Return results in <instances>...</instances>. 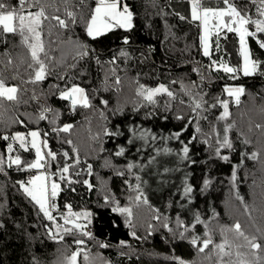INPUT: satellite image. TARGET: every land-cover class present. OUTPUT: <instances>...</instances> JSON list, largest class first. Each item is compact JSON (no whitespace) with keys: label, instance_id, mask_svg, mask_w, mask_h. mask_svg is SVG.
<instances>
[{"label":"trees","instance_id":"1","mask_svg":"<svg viewBox=\"0 0 264 264\" xmlns=\"http://www.w3.org/2000/svg\"><path fill=\"white\" fill-rule=\"evenodd\" d=\"M126 2L134 12L135 27L130 32L117 29L96 40L85 35L83 24L65 32L54 20L45 21L43 38L51 49L49 55L55 57L56 62L48 78L37 84L25 83L30 74L27 70L30 55L21 38L8 34L7 43L0 42V75L6 84L18 85L21 89L18 94L21 103L3 101L0 134L11 136L16 132L39 130L42 137L45 132L49 133L48 146L57 153L73 145L79 149L81 164L77 168L84 169L85 164H89L92 175L82 170L78 177L73 176L81 183L71 185L75 192L68 190L59 194V212L53 214L62 224L59 213H66V204H71L73 212L91 213L88 220L81 218L79 222L87 225L85 230L93 237L61 233L62 241L50 239L45 225L53 228L54 225L37 211L38 206L18 184L36 173L16 171L15 166L6 168L0 173V224L3 225L0 227V264H62L64 257L78 249L105 264H177L176 258L183 259L186 264H218L213 245L199 252L190 239L210 232L214 244L223 242L227 236L235 249L236 245H245L243 238L234 232L222 233L221 229L231 228L237 222L245 235L256 236L264 243V127H257L264 126V75L261 74L264 72V49L250 41L253 58L260 66L253 75L245 76L240 70L232 79L233 74L209 66L212 60H223L240 69L238 37L227 33V39H220L217 52L214 36L212 54L204 56L200 27L191 22L190 0ZM46 3L49 14L63 18L64 5L60 0H46ZM86 3L94 6V0H86ZM212 4L215 5V0ZM56 7L61 9L59 13L54 12ZM181 16L187 19L181 20ZM125 36L129 38L127 44L123 42ZM77 38L93 49L90 56L74 60L76 50L68 41ZM121 51L127 55L122 56ZM9 55L12 64L8 63ZM113 60L115 63H111ZM73 64L75 66L70 69L69 65ZM62 76L65 79H61ZM116 77L120 78L118 85L114 83ZM57 84L60 90L72 84L85 87L93 107L77 106L72 111L70 102L59 98ZM161 84L174 94V98L162 93L154 97L155 103H149L137 94L139 85L156 88ZM226 86L244 88L239 105L223 91ZM30 93L38 97L40 103L32 99ZM193 96L197 99L203 96L207 101L206 111H193ZM218 98L229 102L227 120L219 119L223 108L217 103ZM101 99L108 101L107 107L100 103ZM213 104L216 107H210ZM44 106L54 112L47 113L48 119L38 120L37 115ZM205 116L207 119L203 118ZM15 118L23 120L26 127L12 123ZM53 120L55 123H51ZM64 124L73 125L70 133L52 131ZM228 124L233 125L228 133L233 149L221 150V155L229 157V161H224L215 154L213 129L222 130ZM115 127L124 134L104 135L105 128ZM133 129L137 133L147 130L149 138L128 144L127 140L133 138ZM177 132L181 135L174 139ZM65 138L71 139L73 145L63 143ZM6 143L0 140V150ZM185 144L189 147L187 158L182 153ZM119 146H124L126 152L115 156ZM16 147L22 159L35 158L34 150L25 152ZM253 152L258 154V159L250 158ZM160 155H169L171 164L166 163L158 176H154V170L149 171L151 186L143 188L142 176L147 172L143 167L128 171L127 165L149 163L153 167L155 158ZM49 171L57 172L58 169L53 166ZM119 172L124 175H118ZM162 172H171V175L162 179ZM136 176L141 179L137 181ZM85 179L93 185L91 189L82 183ZM205 180L210 181L207 187ZM137 183L148 201L138 207L133 199L137 195L134 191ZM187 185L193 189L189 197L183 194ZM61 187L68 188V185L62 183ZM106 195L118 200L121 207H132L131 224L124 215L111 211L114 205L105 202ZM195 213L208 227L196 224L195 230L189 228L188 239H173L172 233L163 227L167 217L169 227L176 231L177 217L187 225L193 221ZM158 214L159 221L154 219ZM77 239L85 243L77 245L74 242ZM121 241L125 245H121ZM101 244L109 246L101 247ZM239 251L250 256L246 246ZM260 254L264 256V251ZM79 260H83V254Z\"/></svg>","mask_w":264,"mask_h":264},{"label":"snow or ice","instance_id":"2","mask_svg":"<svg viewBox=\"0 0 264 264\" xmlns=\"http://www.w3.org/2000/svg\"><path fill=\"white\" fill-rule=\"evenodd\" d=\"M60 3L64 5V16L56 14H49L47 11L46 0H0V42L7 43V35L19 36L21 43L28 49L30 55V62L27 63V70H30L29 79L25 83L37 84L43 82L48 78L52 71V65L56 62L55 57L49 55L51 51L50 47L46 45L44 40V23L45 21L54 20L56 25L65 32H71L78 24L84 25V32L88 38L96 40L109 32L117 29L131 31L134 27V12L132 11L126 0H94V6L86 3V0H60ZM254 8V11H253ZM87 10V15H85ZM61 9L56 7L54 12L59 13ZM190 18L191 22L197 24L202 28V35L200 41L202 44L203 55L210 57V38L215 36V51H220V39H227V33H234L238 37L239 55L243 58L242 72L245 76L253 75L256 73L257 68L260 66L259 62L253 58V50L250 48V41H254L257 46L264 49V0H246L241 3L240 0H215L213 6L212 0H190ZM181 20L187 19L181 16ZM224 34L223 37L221 34ZM51 33H49V37ZM125 44L129 43V38L125 36L123 38ZM54 43V41H50ZM68 43H71L76 50V56L74 60L84 59L92 53L93 49L87 45L84 41L69 39ZM122 56H126L127 53L121 51ZM8 63L12 64L11 56L9 55ZM97 63L99 59L97 58ZM111 63H115L113 60ZM75 65H69L71 69ZM215 66L217 70L222 69L225 73L233 74L232 79H235V73L241 69L228 66L223 60L219 62L212 60L209 67ZM114 71V70H113ZM197 71H199L197 69ZM264 75V72L261 73ZM15 78V77H13ZM65 79V77H60ZM115 84L120 83V78L116 77ZM59 92V98L61 100L69 101L72 111H75L77 106L83 108L93 107L88 91L85 87L79 84H72L71 86H65L63 90H60V85H55ZM21 89L18 85L9 86L6 84L5 79L0 75V108H3V101L12 102L13 104L21 103V98L18 95ZM27 92V89H24ZM223 91L228 97L233 98L234 103L239 105L240 97L244 93L242 86L228 87L226 86ZM167 94L169 97L174 98V94L163 84L156 88H146L144 85H139L138 95L144 97L149 103H155L154 97L158 94ZM190 96L192 93H188ZM32 99H36L40 103L39 98L34 94H29ZM101 104L105 107L108 105L107 100L101 99ZM217 103L223 108V113L220 115V120H227L230 116L229 102L225 99H217ZM207 101L200 96L197 99L193 96V111L203 110L206 111L205 105ZM210 107H216V104ZM54 112L53 109L44 106L41 108L37 115L38 120L48 119L47 113ZM58 115V114H57ZM103 115V113H101ZM183 119V117H177ZM207 119V116L203 117ZM12 123L25 126L23 120L15 118ZM55 123V120L51 121ZM258 128L264 127L257 125ZM73 128L72 124H64L62 127L53 128L52 131L59 133H70ZM233 125L228 124L223 127L222 130L213 129V135L216 140L215 154L224 161H229L227 155H221L222 149H233V143L229 138L228 133L232 130ZM183 131V130H182ZM196 131L199 132L200 128L197 126ZM122 133L118 127L114 129H104V135L108 137L121 136ZM49 133L45 132L43 137L39 130H30L27 133L16 132L15 134L8 136L0 134V140L7 142L3 150H0V173H4L5 169H11L15 166L16 171L26 172L34 171L36 174L32 175L26 181H18L20 188L27 197L37 207V211L43 214V217L47 221L51 222L53 227L45 225L49 238L52 240H63V234H79L81 236H87L93 238L91 233L86 231L87 225L80 223V219L84 218L88 220L91 213L88 212H73L71 204H66V213H59V219L63 223L58 222L57 215L54 212H59V205L57 203V197L62 191L75 192L76 189L71 187L74 183H81L79 180H74L72 177H78L82 170H86L88 175H92V167L89 164H85L84 169L77 168V165L81 164L79 149L73 145L71 139L65 138L63 143L73 145V148L57 153L48 146ZM99 134H97L98 137ZM132 139H128L127 143L134 145L135 140H147L149 133L147 130L136 132L135 129L131 130ZM181 132H177L173 135L174 139H179ZM155 139L154 136L151 137ZM207 143V141H205ZM247 143V141H245ZM25 152L34 150L35 158L31 161L22 159L21 155L17 151V147ZM139 151V149H137ZM165 152L170 149H164ZM126 152L124 146H119L118 150L114 153L115 156H122ZM183 157L187 158L189 153V147L185 144L182 148ZM247 155V153H245ZM60 157V159H58ZM251 159H258V154L253 152L250 156ZM61 160L63 163H61ZM55 166L58 171L50 172L49 169ZM143 165H137L135 163H129L127 170L131 171L134 168H141ZM238 167V166H237ZM118 175H124V172L117 173ZM235 171L233 172V179L235 180ZM58 178V179H57ZM141 178L136 176V180ZM67 184L68 188H62L61 184ZM87 185L89 189L93 185L89 180L82 181ZM125 183H128L126 180ZM205 186L210 181L205 180ZM129 187H132L129 184ZM134 191L137 195L133 198L137 207L140 203L147 204V198L144 197L141 191L140 184L137 183L134 186ZM193 191L190 185H187L183 189L185 197H189ZM242 199V198H241ZM106 203L114 205L111 211L118 212L126 217L127 223L131 224V217L133 216V209L131 206L121 207L120 202L115 199H110L109 195L104 197ZM247 208V205H245ZM157 212L159 210H156ZM154 219L159 221L160 215L154 216ZM163 222V227L167 228L169 233H172L173 239L185 240L188 239L186 233L189 228L195 230L196 224H204L207 228L208 225L205 221L200 219V215L195 213L193 221L189 224H184L179 217L176 218V231L166 222ZM0 227H3L0 224ZM151 227V226H150ZM260 231V229H257ZM222 233L234 232L237 237L243 238L245 245H236L235 249L233 244L228 240L227 236L224 237L223 242L215 243L210 232H205L203 237L192 236L190 243L197 247L199 252H204L210 245H213L218 257V264H264V256L260 253L264 251V243L261 242L256 236L249 238L245 235L241 229L239 222L235 223L231 228H222ZM135 236V232L132 233ZM139 239V237H137ZM77 245H83L84 240L77 239L74 241ZM121 245H125L124 241L120 242ZM107 244H101V247H108ZM246 246L250 250V256L239 251V248ZM83 254L84 264H91L87 252H83L82 249L73 251L71 255L64 257L62 264H80L79 258ZM233 256L235 260L231 259ZM228 258V259H225ZM177 259V264H186L183 259Z\"/></svg>","mask_w":264,"mask_h":264},{"label":"rangeland","instance_id":"3","mask_svg":"<svg viewBox=\"0 0 264 264\" xmlns=\"http://www.w3.org/2000/svg\"><path fill=\"white\" fill-rule=\"evenodd\" d=\"M202 28H200V36L202 35ZM214 37V36H213ZM213 37L210 38V51H211V47H212V39ZM239 45V44H238ZM202 46V44H201ZM202 49V47H201ZM240 51V49H239ZM202 52H203V49H202ZM241 58V64H240V69H241V72H242V68H243V58L240 56ZM228 66H231V65H228ZM232 67V66H231ZM243 74V72H242ZM244 75V74H243ZM171 164V157L169 155H160V156H157V158H155V163H154V166L152 167L151 164L147 163L146 165L143 166V170L146 171L147 173L145 174V176H142L143 177V181H144V184H143V188H148L149 186H151V184H149L150 182V175H149V171L151 170H154L155 173H154V176H158L159 172L162 170V167L165 166V164ZM153 164V163H152ZM171 175V172H162L160 174V176L162 177V179L164 178H167ZM89 256V260L91 262V264H105V263H100L96 260L95 256L93 255H88ZM80 264H84V261H80Z\"/></svg>","mask_w":264,"mask_h":264},{"label":"bare ground","instance_id":"4","mask_svg":"<svg viewBox=\"0 0 264 264\" xmlns=\"http://www.w3.org/2000/svg\"><path fill=\"white\" fill-rule=\"evenodd\" d=\"M69 114H72V112H69Z\"/></svg>","mask_w":264,"mask_h":264},{"label":"built area","instance_id":"5","mask_svg":"<svg viewBox=\"0 0 264 264\" xmlns=\"http://www.w3.org/2000/svg\"><path fill=\"white\" fill-rule=\"evenodd\" d=\"M34 175V174H33Z\"/></svg>","mask_w":264,"mask_h":264}]
</instances>
